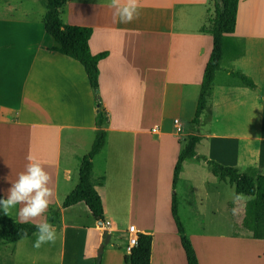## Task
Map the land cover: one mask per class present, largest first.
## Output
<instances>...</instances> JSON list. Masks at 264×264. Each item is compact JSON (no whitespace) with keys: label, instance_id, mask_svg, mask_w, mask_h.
Masks as SVG:
<instances>
[{"label":"crops","instance_id":"crops-1","mask_svg":"<svg viewBox=\"0 0 264 264\" xmlns=\"http://www.w3.org/2000/svg\"><path fill=\"white\" fill-rule=\"evenodd\" d=\"M214 2L139 0L138 18L124 24L114 17L110 0L67 1L65 21L92 26L91 51L107 52L99 61V82L108 134L94 157L93 173L103 199L104 226L93 215L85 222L76 220L74 215L85 208L80 203L63 207L97 131V102L87 72L77 59L50 50L57 42L46 30L48 7L40 8V0L18 3L19 16L0 12V193L7 198L29 155L42 162L52 177L53 196L42 220L29 222H49V209L61 207L55 226L63 235L59 264H96L105 229L111 234L109 242L114 236L116 243L109 249L106 243L102 264H130L125 257L134 247L131 238L140 232L153 235L151 264H188L172 214L177 161L163 180L169 156L176 153L178 160L195 134L193 127L182 133L186 121L196 124L200 140L196 154L183 163L177 183L179 207L200 263L204 245L238 240L234 230L240 223L230 204V188L235 185L216 174L219 179L212 181L210 175L183 174L187 166L194 170L205 164L212 171L200 157L204 155L264 180V0H238L235 29L224 32L221 68L197 123V102L214 47V35L206 29L216 15ZM233 101L245 121L223 124ZM183 134L189 137L183 139ZM203 142L206 150L198 149ZM114 183L127 184L132 205L123 227L106 216L105 189ZM21 207H15L17 216ZM89 230L94 232L92 239ZM214 253L206 264H217ZM221 257L218 264H230ZM232 262L249 264L244 257Z\"/></svg>","mask_w":264,"mask_h":264},{"label":"trees","instance_id":"trees-1","mask_svg":"<svg viewBox=\"0 0 264 264\" xmlns=\"http://www.w3.org/2000/svg\"><path fill=\"white\" fill-rule=\"evenodd\" d=\"M68 0H47L48 11L44 17L46 30L55 37L56 45L50 47L52 51L77 59L87 72L91 87L97 102L96 124L97 131L92 148L81 157L79 168V181L74 189L65 197L63 207L68 208L79 203H85L96 220H104L105 210L103 199L93 180L94 157L104 148L107 141V130L103 127L105 120V109L102 107V96L100 93V67L99 61L107 55L106 51L93 53L90 47V38L93 27L90 25L72 24L64 19L65 7ZM216 15L207 31L214 35L213 52L205 72L204 81L201 86L200 95L196 107L195 121L199 122L203 110L207 106L210 90L214 84L217 71L221 68L224 55L223 36L227 30L235 29L238 10V0H215ZM247 83H251L246 75L236 73ZM200 140L199 134H191L185 147L181 151L175 166L172 191V214L178 227L183 247L186 252L188 264H201L198 253L189 236L186 226L182 220L179 207V194L175 189L179 181L183 163L188 156L196 154V143ZM202 156L212 167L214 174L225 180H229L236 187V193L248 196V199L240 203L241 214L237 220L241 226L248 229L254 238L264 239V198L256 197L257 182L253 175L241 171L233 165L221 163L214 159ZM102 177L101 184L104 182ZM0 199L6 197L0 193ZM234 206L233 202L230 203ZM61 207L52 206L49 209V223L54 226L60 223ZM0 236L7 242H18L22 239L21 232L26 230L28 236L36 232L37 223H22L12 210L11 217L3 213L0 206ZM153 235L150 232H140L138 244L126 255L125 260L130 264H151ZM96 264H102L99 257Z\"/></svg>","mask_w":264,"mask_h":264},{"label":"rangeland","instance_id":"rangeland-1","mask_svg":"<svg viewBox=\"0 0 264 264\" xmlns=\"http://www.w3.org/2000/svg\"><path fill=\"white\" fill-rule=\"evenodd\" d=\"M22 0H0V12L2 13H11L13 12L16 15H20L21 10H16L15 7L18 3H20ZM215 4V2H214ZM216 6V4H215ZM40 8L46 9L47 6V0H40L39 4ZM19 12V13H18ZM231 106V112L228 113L227 116H224L221 119V123L227 124V123H243L245 118L241 115V110L239 109L237 103L233 101ZM198 123V122H197ZM186 128L183 129V132H187L193 127V132L195 134H199L198 129L196 127L195 123L190 124L189 122L185 123ZM177 129V128H176ZM186 136V137H185ZM183 139L188 138L189 135L183 134ZM185 141V140H184ZM186 142V141H185ZM246 143V142H245ZM250 143H253L250 141ZM185 146V144H184ZM204 146V142L199 146L198 149L206 150ZM184 148V147H183ZM201 157V156H200ZM176 161V153L174 157L172 155L168 158V169L167 167L164 168L163 173V180L166 179L167 170L171 171L173 163ZM201 165V164H200ZM194 170L190 166H187L186 172L183 175H188L192 172H195L200 178H206L205 176L210 175L212 176L211 180L207 178V180L212 181V179H219L218 176H216L211 170L210 167H208L207 164L205 166H199V169ZM210 170V172H208ZM170 175H168L169 177ZM257 180V186H258V192L256 193V197L264 198V180L259 178H256ZM126 183H114L113 185H110L107 189H105V196L107 198V208L108 212L106 214L107 218H114V220L121 224V226H126L128 222V213L131 211V204L130 199L128 197V189L126 188ZM186 188V187H185ZM174 189V188H173ZM177 191L180 189V186L175 188ZM230 194L236 193L235 187L232 186L230 188ZM229 190V188H228ZM173 191V190H172ZM179 194V191H178ZM150 196V195H149ZM243 199L240 201L242 203L243 201L248 199V196L242 195ZM151 197L148 198V204H147V212H150L151 210ZM85 207L83 210H78V214H75V219L78 221H88L89 219H93L92 213L90 209L83 203H80ZM163 210L165 213V209L167 211V204L162 203ZM58 206V205H56ZM242 207V205H240ZM77 209V208H75ZM130 210V211H129ZM15 212V208L13 209ZM74 211L71 210V212ZM237 217V216H236ZM43 217H39L37 220H42ZM48 218H49V211H48ZM70 219V218H68ZM113 220V219H112ZM36 223V222H34ZM0 230H1V224H0ZM225 232H232L231 230L225 231ZM56 233L57 237L55 240V243L45 244L39 249L33 247L35 237L31 239H24L20 242L15 243L7 242L0 236V264H59V243L62 235V229L59 227V225L56 227ZM92 230H89V238L92 239L93 236ZM234 234L237 235L238 240L234 242H227L223 240H215L214 244L208 247V245H204L203 249V264H206L209 256L211 253L215 252V258L214 261L218 264V257L222 256L221 258H226L227 261L230 264H233L232 261H235L236 259H240L241 257H244L249 264H264V239H258L254 238L251 234V232L246 229L245 227L239 226L237 229L234 230ZM220 239V238H217ZM105 240V239H104ZM116 243V237L113 236L112 243H107V248H111L113 244ZM102 243H100L97 247V260L98 261V254ZM104 251V249H103ZM103 253V252H102ZM103 255V254H102Z\"/></svg>","mask_w":264,"mask_h":264},{"label":"clouds","instance_id":"clouds-1","mask_svg":"<svg viewBox=\"0 0 264 264\" xmlns=\"http://www.w3.org/2000/svg\"><path fill=\"white\" fill-rule=\"evenodd\" d=\"M114 9V17L119 23H131L139 16V0H110V5ZM28 164L21 172L15 182L8 189L7 198L0 199L3 213L11 217L12 210L16 205H22L18 211L19 219L22 223L37 220L48 209L53 196V189L50 187L52 177L45 169L41 161L34 156H28ZM243 199L241 194L233 193L232 214H241L240 201ZM36 232L33 233L35 241L33 247L39 249L45 244L55 243L57 233L52 223L43 221L35 225ZM22 238H27L26 230L21 232Z\"/></svg>","mask_w":264,"mask_h":264},{"label":"water","instance_id":"water-1","mask_svg":"<svg viewBox=\"0 0 264 264\" xmlns=\"http://www.w3.org/2000/svg\"><path fill=\"white\" fill-rule=\"evenodd\" d=\"M98 223H99V225H101V226H104V225H105V222H104V220H102V219L98 220ZM110 238H111V234H110L109 230H108V229H105V240L103 241V243H102V245H101V247H100L99 254H98L99 257L102 256V252H103L104 246H105V244H106L107 242L110 241Z\"/></svg>","mask_w":264,"mask_h":264},{"label":"built area","instance_id":"built-area-1","mask_svg":"<svg viewBox=\"0 0 264 264\" xmlns=\"http://www.w3.org/2000/svg\"><path fill=\"white\" fill-rule=\"evenodd\" d=\"M131 229L134 230V226H131ZM132 247L138 244V234L131 238Z\"/></svg>","mask_w":264,"mask_h":264}]
</instances>
